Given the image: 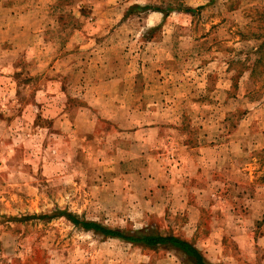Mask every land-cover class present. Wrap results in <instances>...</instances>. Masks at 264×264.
<instances>
[{
	"label": "rangeland",
	"instance_id": "rangeland-1",
	"mask_svg": "<svg viewBox=\"0 0 264 264\" xmlns=\"http://www.w3.org/2000/svg\"><path fill=\"white\" fill-rule=\"evenodd\" d=\"M69 215L263 264L264 0H0V264H189Z\"/></svg>",
	"mask_w": 264,
	"mask_h": 264
},
{
	"label": "trees",
	"instance_id": "trees-1",
	"mask_svg": "<svg viewBox=\"0 0 264 264\" xmlns=\"http://www.w3.org/2000/svg\"><path fill=\"white\" fill-rule=\"evenodd\" d=\"M188 11L192 12L193 9H189ZM69 219L75 225L81 226L86 230H93L104 236L121 239L143 247L156 248L162 246L176 248L185 255V258L189 264H211L192 243L175 236H164L157 232H152L149 234L144 232L127 233L119 229L107 228L96 222L80 220L79 218H76L72 215H69Z\"/></svg>",
	"mask_w": 264,
	"mask_h": 264
},
{
	"label": "crops",
	"instance_id": "crops-1",
	"mask_svg": "<svg viewBox=\"0 0 264 264\" xmlns=\"http://www.w3.org/2000/svg\"><path fill=\"white\" fill-rule=\"evenodd\" d=\"M4 79H7V77L4 78ZM42 95L45 96V90L39 92V98L42 97ZM67 120H69V119H67V118L64 117V116H61L60 118H57V119L55 120V125H56V127H57V128L62 127V125H65V123H66ZM5 121H6V120H5ZM263 264H264V261H263Z\"/></svg>",
	"mask_w": 264,
	"mask_h": 264
}]
</instances>
